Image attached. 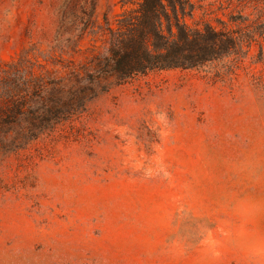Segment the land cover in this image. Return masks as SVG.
<instances>
[{
    "label": "rangeland",
    "instance_id": "374dc122",
    "mask_svg": "<svg viewBox=\"0 0 264 264\" xmlns=\"http://www.w3.org/2000/svg\"><path fill=\"white\" fill-rule=\"evenodd\" d=\"M120 1L0 0V70L89 63L105 40L84 31ZM240 1L192 0L188 22L264 23ZM109 87L38 139H0V264H264V39Z\"/></svg>",
    "mask_w": 264,
    "mask_h": 264
},
{
    "label": "trees",
    "instance_id": "16d2710c",
    "mask_svg": "<svg viewBox=\"0 0 264 264\" xmlns=\"http://www.w3.org/2000/svg\"><path fill=\"white\" fill-rule=\"evenodd\" d=\"M92 2L95 15L97 0ZM120 5L123 12L114 23L105 15L104 24L84 31L105 40L104 51L89 63L64 71L42 65L36 72L19 64L0 70V139H38L85 110L110 84L154 72L199 70L230 58L240 61L264 39L260 16L252 20L240 12L215 27L188 22L196 10L192 0H121Z\"/></svg>",
    "mask_w": 264,
    "mask_h": 264
}]
</instances>
